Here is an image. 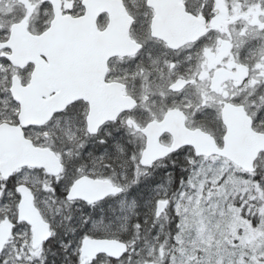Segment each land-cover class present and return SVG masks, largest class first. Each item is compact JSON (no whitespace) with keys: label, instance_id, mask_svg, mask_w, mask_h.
Wrapping results in <instances>:
<instances>
[{"label":"snow or ice","instance_id":"1","mask_svg":"<svg viewBox=\"0 0 264 264\" xmlns=\"http://www.w3.org/2000/svg\"><path fill=\"white\" fill-rule=\"evenodd\" d=\"M0 264H264V0H0Z\"/></svg>","mask_w":264,"mask_h":264}]
</instances>
